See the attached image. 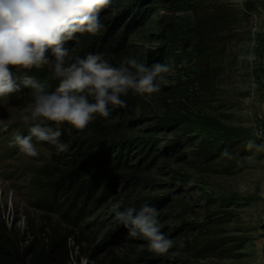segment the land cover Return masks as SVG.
Masks as SVG:
<instances>
[{
  "label": "rangeland",
  "instance_id": "374dc122",
  "mask_svg": "<svg viewBox=\"0 0 264 264\" xmlns=\"http://www.w3.org/2000/svg\"><path fill=\"white\" fill-rule=\"evenodd\" d=\"M122 8H117L113 20L123 15ZM154 8L156 11L142 18L127 37V43L146 64L147 55L163 48L166 57L162 63L170 68L164 74L168 83L160 93L141 96L130 92L131 111L113 106L110 117L98 120L104 127H127L121 128L116 141L124 136L149 137L155 118L170 115L187 120L178 134L165 129L158 136L154 154L158 157L146 162L152 186L116 185L105 192L88 217L78 218L71 227L56 214L46 212L38 201L40 190L70 168L79 146L71 141L69 150L61 153L54 145L34 140L39 156L28 157L11 143L15 133L27 135L30 127L24 116L30 115L34 99H23L28 92L24 88L0 97V232L3 224L5 236L17 250L30 243L45 247L48 235H69V264H109L113 260L123 264H264V150L254 147L247 156L231 150L203 165L205 154L215 153L223 144H262L256 131L264 129V1L246 0L240 7L239 0H166L155 3ZM197 15L229 22L228 26L215 27L207 42L205 60L209 66L204 58L197 59L195 42L188 40ZM168 18L175 19V30H169ZM162 35L172 43L164 44ZM180 42L187 43L186 53ZM205 66L212 74L203 85L197 80ZM9 67L15 71L14 66ZM40 70L52 71L51 65ZM24 72L21 69L16 74ZM45 123L61 129L55 122ZM182 133L196 138L193 146L182 151L167 150ZM137 154V149L131 150L124 159L139 165L141 157ZM182 156L185 159H178ZM188 177L192 181L191 194L182 192L188 189L182 187L183 178ZM144 204L159 210L162 231L174 241L166 254L149 251L146 240L131 238L116 219L117 211L130 206L139 209ZM211 213L215 219L207 222ZM193 223H203L206 229L179 230L183 224ZM214 240L225 244L203 260H195L187 249V243L198 247ZM22 264H28V260Z\"/></svg>",
  "mask_w": 264,
  "mask_h": 264
},
{
  "label": "clouds",
  "instance_id": "9594fccd",
  "mask_svg": "<svg viewBox=\"0 0 264 264\" xmlns=\"http://www.w3.org/2000/svg\"><path fill=\"white\" fill-rule=\"evenodd\" d=\"M114 0H0V97L33 90L34 107L24 122L30 124L27 135L18 132L11 143L28 157H37L34 144L47 142L58 152H67L70 145L61 141L63 131L45 121L67 123L84 130L98 116H111L113 106L127 108L122 97L160 93L168 81L164 74L169 65L151 66L132 55L125 56L114 66L102 54L86 57L75 55L67 47L78 40V34L98 35L105 29L101 12ZM246 0H239L243 7ZM51 65L58 86L52 92L35 76L17 75L20 70L42 69ZM9 66H14L15 71ZM71 134V133H69ZM246 150H264L255 141ZM227 155V152H225ZM116 219L131 238L148 242L149 251L166 254L174 241L162 231L159 210L149 204L137 209L130 206L116 212Z\"/></svg>",
  "mask_w": 264,
  "mask_h": 264
},
{
  "label": "trees",
  "instance_id": "16d2710c",
  "mask_svg": "<svg viewBox=\"0 0 264 264\" xmlns=\"http://www.w3.org/2000/svg\"><path fill=\"white\" fill-rule=\"evenodd\" d=\"M161 2H166V0H114L113 4L107 9L108 11L101 13V19L106 26L105 29L96 36L78 34V40L69 42L67 47L75 55L82 57H86L90 53L102 54L114 66H119L121 60L128 55L135 56L143 62L137 51L128 45L127 37L132 34V31L137 29L142 18L149 17L156 11L154 4ZM117 8L123 9V15L117 16L113 20L112 15L118 11ZM106 17L109 19H106ZM194 19L195 26L189 32L188 40L195 42L194 51L197 59L204 58L203 62L207 66L208 63L205 60L206 52L209 49L207 42L213 37L214 28L228 26L229 22L224 21L223 18H215L208 15H197ZM167 21L169 30H175V19L168 18ZM161 38L166 39L164 44L172 43L164 35ZM179 44L183 53H186L187 43L180 42ZM163 46L165 47V45ZM165 57L166 51L163 48H159L147 55V64L151 66L155 63H162ZM206 66L201 69V74L197 80V82H200L199 84L203 83V85H206L210 81L212 70ZM25 73L35 76L42 83H45L47 92L54 91L58 86L59 81L53 78V73L50 70L31 69L26 70L23 74ZM34 96L33 90L28 89L23 99L32 102ZM122 98L128 104L126 110L131 111L133 98L129 97V95ZM99 119H102V117L98 116L84 130L74 129L67 123L60 124L63 131V135L60 138L61 141L69 143L75 140L79 149L75 153L70 168L61 172L54 181L48 182L40 190L39 203H43L46 212L56 214L60 221L68 227L76 225L78 218L88 217L97 204L102 201L106 194L105 192L112 191L116 185L129 188L152 186V181L148 178L150 168L146 162L151 157L153 159L158 157L154 155L157 152L158 136L165 129L178 134L181 131L180 129L187 124V120L184 118L166 115L165 118L154 119L155 125L149 128L152 132L149 137L129 138L124 136L119 141H116V138L121 136L120 132L122 129L127 127L120 124L104 127L102 124H98ZM114 138L115 141L113 140ZM195 142L196 138L191 137L188 133H182L177 136L172 145L168 146L167 150H187ZM135 149L138 151L137 157H141L139 165H132L129 160L124 159L131 150ZM231 150H234L239 156L251 155L254 151V149L249 151L246 150L245 146H239V142H230L220 146L215 153L205 154L203 165L206 167L212 160ZM178 159H185V157L183 158L182 156ZM222 171H225L224 167ZM182 187L188 188L183 189V193H192L190 177L183 178ZM101 189L106 191L101 192ZM154 202L157 201L155 200ZM161 202L163 200H160ZM214 219L215 214L211 213L207 217V222ZM205 229L206 225L203 223H193L183 224L179 230L201 232ZM4 230L5 227L2 224L0 232V264H22L26 260H28V264H69L70 254L67 247L69 235L59 234L53 237L48 235L45 247L30 243L26 247L17 250L8 241ZM224 244L223 240L209 241L198 247L188 246L187 243V249L191 252V256L198 261L215 254ZM109 264L123 263L113 260Z\"/></svg>",
  "mask_w": 264,
  "mask_h": 264
},
{
  "label": "built area",
  "instance_id": "2783aa9c",
  "mask_svg": "<svg viewBox=\"0 0 264 264\" xmlns=\"http://www.w3.org/2000/svg\"><path fill=\"white\" fill-rule=\"evenodd\" d=\"M256 137L264 144V129L260 128L256 131Z\"/></svg>",
  "mask_w": 264,
  "mask_h": 264
},
{
  "label": "water",
  "instance_id": "95a60500",
  "mask_svg": "<svg viewBox=\"0 0 264 264\" xmlns=\"http://www.w3.org/2000/svg\"><path fill=\"white\" fill-rule=\"evenodd\" d=\"M262 71H263V78H264V46H263V54H262ZM263 225H264V220H263Z\"/></svg>",
  "mask_w": 264,
  "mask_h": 264
}]
</instances>
